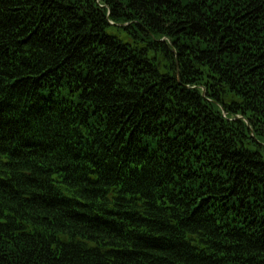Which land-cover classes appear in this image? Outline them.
Masks as SVG:
<instances>
[{
	"label": "trees",
	"instance_id": "obj_1",
	"mask_svg": "<svg viewBox=\"0 0 264 264\" xmlns=\"http://www.w3.org/2000/svg\"><path fill=\"white\" fill-rule=\"evenodd\" d=\"M0 264H264V0H0Z\"/></svg>",
	"mask_w": 264,
	"mask_h": 264
}]
</instances>
